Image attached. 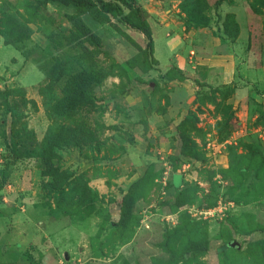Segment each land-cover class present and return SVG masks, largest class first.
<instances>
[{
	"label": "rangeland",
	"instance_id": "rangeland-1",
	"mask_svg": "<svg viewBox=\"0 0 264 264\" xmlns=\"http://www.w3.org/2000/svg\"><path fill=\"white\" fill-rule=\"evenodd\" d=\"M90 1L0 0V264H264V0Z\"/></svg>",
	"mask_w": 264,
	"mask_h": 264
},
{
	"label": "crops",
	"instance_id": "crops-1",
	"mask_svg": "<svg viewBox=\"0 0 264 264\" xmlns=\"http://www.w3.org/2000/svg\"><path fill=\"white\" fill-rule=\"evenodd\" d=\"M165 26V25H163ZM168 26V27H167ZM165 27H162V26H159V27H162L163 29H165V37H164V45L165 47L167 46V49H168V58L167 59H170V55L172 53V49H171V41H170V37H169V31H168V28H169V25H167ZM152 39H153V47H155V41H154V36H153V33H152ZM11 47L10 45H5L3 43V41L0 39V49H2L3 47ZM155 50V49H154ZM213 50V48H212ZM41 74V73H40ZM150 84L152 83H149V87H150ZM177 106L181 107L182 104L181 103H177ZM125 110H127L128 114H133V115H141V114H144V118H145V122L147 123L148 121H151L152 118L154 117H158L159 114L158 112H155L154 110H151V111H147V108H143L140 107L139 103H125ZM130 110V112H129ZM137 121V120H136ZM139 121V120H138ZM147 132V131H146ZM146 134V133H145ZM144 134V135H145ZM15 204L16 205H19V201L16 202L15 200V197H11V198H8L7 196H4V197H0V258L3 257V254L6 256L7 255V252L9 251V249H12L16 240H20V243H19V248H18V251L19 253L17 254V256H19L20 258L22 257V253L25 251V247L27 246L26 242L23 240L24 236L23 234L21 233V238L19 239H16L15 236H13V234L9 231V228L7 227V223H3V218H6L7 220H11L12 217H18L17 215H22V219L25 217V219H28L31 224H33L34 222L31 221V218L33 217V215L35 214L36 217L35 218H38V214L36 212V209L34 207V205H23L22 207H19V208H15ZM15 209H19L17 210L18 213H14V210ZM25 209V211L27 212H23V210ZM50 219V218H48ZM52 222L53 227H52V224L50 225V227L54 228V229H59L58 227L55 226V222H57L56 220H50ZM21 250V252H20ZM6 253V254H5ZM7 257V256H6Z\"/></svg>",
	"mask_w": 264,
	"mask_h": 264
},
{
	"label": "trees",
	"instance_id": "trees-1",
	"mask_svg": "<svg viewBox=\"0 0 264 264\" xmlns=\"http://www.w3.org/2000/svg\"><path fill=\"white\" fill-rule=\"evenodd\" d=\"M38 1H39V3H41V5L42 4L44 5L48 1H53V0H38ZM58 1L72 3L78 8L91 10L96 15L97 18H100V20H106L107 19V15L106 14L113 10V6L110 3H106V2H100V4H99V7L104 11L102 13V12H100V10L98 11V8H95V4L92 1H90V0L89 1H87V0H85V1H82V0H58ZM137 20H138V22L134 21V25L138 29H140V31L145 35V37L147 38L146 48L151 50L153 48V39H152L151 30H150L147 22L144 19L139 18ZM132 23H133V21H132ZM2 34H3L4 38H5V43L6 44L14 45L12 42L9 41V37H7L6 33H2ZM73 87L77 89V85L76 84H74ZM13 131H15V130L12 128V132ZM12 132H11V134H12ZM10 142L12 143L11 148H12V150L14 152V156L15 157L21 158V157H28L30 155H33V154L36 155L37 154L36 151H34L33 154H31L30 151H28L27 149L21 147V146H23V141L20 138L16 139L13 136V137H11ZM53 177L55 179V176H53ZM67 179H69V175L66 176L65 181ZM195 255H197V252H195V251H188V252L184 253V257L185 258H188L190 256H195Z\"/></svg>",
	"mask_w": 264,
	"mask_h": 264
}]
</instances>
